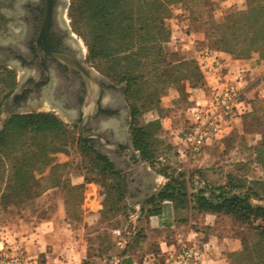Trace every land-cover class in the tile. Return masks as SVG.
I'll return each mask as SVG.
<instances>
[{"label":"rangeland","instance_id":"1","mask_svg":"<svg viewBox=\"0 0 264 264\" xmlns=\"http://www.w3.org/2000/svg\"><path fill=\"white\" fill-rule=\"evenodd\" d=\"M135 3L134 12L140 18L146 12L155 14L157 19L147 35L137 33L126 38L117 27L106 33L107 28L99 29V24L88 20L90 12L79 21L73 12V0H67L65 16L89 66L125 90L130 109H139L140 116L131 125L132 136L136 127L153 125L151 146L155 153L151 162L143 163L144 193L133 194L136 184L130 185L129 193L123 182L124 197L120 198L117 180L95 166L92 154L83 151L75 127L59 115L47 109L13 108L9 103L15 97L20 74L0 66V100L9 96L0 115V132L18 114H52L65 124V130L57 134H9L6 149L0 154V241L7 243L8 251L25 258L44 264H69L67 251L73 255L80 251L76 240L83 238L84 253L85 249L88 252L84 264H116L125 251L137 252L140 239L135 235L139 227H193L212 244L198 264H264V237L258 229L263 223L245 224L222 215H199L193 211L190 197L209 187L228 186L232 181L241 187L239 192L257 193L260 200L253 199L254 204L264 206V57L260 54L264 55V48L253 53L250 46L233 42L231 37L234 33L240 35L232 28L234 20L264 7V0ZM94 29L103 31L105 38L91 57L87 35ZM209 48L233 61L249 62L247 97L252 112L233 122L221 141L191 156L183 145L182 134L189 110L209 96L208 81L199 66L200 52ZM254 57L258 58L257 63L248 60ZM131 77L136 81L128 85L125 79ZM33 147L38 151L44 149L47 160L44 167L42 163L30 166L29 174L35 182H29L31 193L9 190L19 179L12 177L13 167L22 162L8 157L19 158ZM136 152L142 159L140 152ZM183 177L189 190L187 208L183 210L179 204L180 216L176 218L174 204H158L162 215L167 207L165 216L160 221L151 220L148 200L172 180ZM83 207L91 212L105 209L108 215L101 227L92 224L90 217L85 219ZM168 212L172 223L167 221ZM83 223L87 226L83 227ZM134 227H138L137 232L131 233ZM117 230L121 234H116ZM145 244V254L139 257L138 264L146 261V254L161 253L160 248L146 249ZM75 261L73 258V264Z\"/></svg>","mask_w":264,"mask_h":264},{"label":"flooded vegetation","instance_id":"2","mask_svg":"<svg viewBox=\"0 0 264 264\" xmlns=\"http://www.w3.org/2000/svg\"><path fill=\"white\" fill-rule=\"evenodd\" d=\"M66 7L67 0H0V66L20 74L9 104L47 109L68 121L81 146L108 160L129 193L136 184L133 194L142 195L145 166L134 146L125 90L86 62Z\"/></svg>","mask_w":264,"mask_h":264},{"label":"trees","instance_id":"3","mask_svg":"<svg viewBox=\"0 0 264 264\" xmlns=\"http://www.w3.org/2000/svg\"><path fill=\"white\" fill-rule=\"evenodd\" d=\"M73 12L77 20L81 21L85 18L87 12H90L88 20L95 24H99L101 27L99 29H106L108 33L114 27L118 28L119 33L124 37L130 35H136L137 33L148 34L150 33L152 22L157 20L155 14L146 13L140 18V15L134 12L135 0H73ZM133 5V7H132ZM137 16V17H136ZM140 20V22H138ZM236 28L238 33L232 34V41L237 42L242 46H250L253 49V53H260L264 48V7L255 8L251 12L246 14L239 15L233 22L232 28ZM116 28V29H117ZM138 29V30H137ZM98 30V29H97ZM94 29L90 31L87 35V40L89 42V48L91 52V57L96 55L97 50L101 46L100 43L105 38L103 36V31L99 32ZM242 33V35H241ZM102 51V49H101ZM209 51L213 54H222V52L214 49ZM262 57L263 53H260ZM245 57H248L245 55ZM251 62H258V58H249ZM1 70V69H0ZM8 76L11 78L12 75L8 73ZM13 80V79H12ZM128 85L132 81H136L135 77L126 78ZM9 97V96H8ZM5 97L0 100V115L2 113V108L4 106L5 100L8 98ZM131 116L133 124H136L140 111L137 107L131 108ZM153 125L146 127H136L133 131L134 146L136 151H139L142 157V160L145 162H151L153 159L154 151L152 150V131L150 128ZM65 130V124L58 119L55 115L45 114V113H29V114H18L12 116L3 131L0 132V154L6 149V144L9 139V134L12 131L20 132V135L24 133H31L35 135H49L62 133ZM83 148V147H82ZM37 149V148H36ZM33 148H28L23 155L19 158L8 157V160L13 162H22V164L17 167H13L12 177L19 178L17 184L9 187L10 189H17L25 193H31V188L29 182L32 180L31 175L29 174L30 169L36 165L43 164L47 160V153L44 149L39 151ZM83 151H88L93 156V162L96 167L101 169V172L110 173L117 180L116 189L119 193L120 198L124 197L123 191V179L120 173L115 169V167L108 160H97L94 153L90 149L83 148ZM40 152V153H39ZM59 152V151H58ZM39 159V160H38ZM32 166V167H30ZM30 188V189H29ZM241 187L229 182L228 186L223 187H209L208 189L200 190L198 195H191V199L194 202L193 211L197 212L199 215L211 214V215H222L226 217L234 218L235 220L245 223L252 224L261 222L264 224V206L255 205L253 199H258L259 195L253 193L251 190L246 192H239ZM5 199L7 196L5 195ZM189 200V190L185 177L182 180H172L165 188L155 197H153L148 205L150 207L149 216L158 217L162 215V204L172 203L175 207L176 218L179 214V204L184 210L187 207ZM158 204H161L160 206ZM103 218H105L108 213L105 209L102 211ZM138 227H134L131 230V233L137 232ZM261 231V236L264 237V226L258 227ZM142 233L138 232L135 236L140 239L137 242L138 245H141L142 242L146 239L142 237ZM144 236V235H143ZM136 239L134 240V242ZM131 250V249H130ZM129 251H125L122 255H127ZM156 260L161 258V253H155L153 256ZM119 264H133V262L128 260H121Z\"/></svg>","mask_w":264,"mask_h":264},{"label":"built area","instance_id":"4","mask_svg":"<svg viewBox=\"0 0 264 264\" xmlns=\"http://www.w3.org/2000/svg\"><path fill=\"white\" fill-rule=\"evenodd\" d=\"M239 63L232 67L221 54H213L209 49L200 52L199 66L208 81L209 96L197 101L188 112L182 142L191 156L221 141L233 122L252 112V103L247 97L251 68ZM115 233L121 234V231ZM206 254V246L181 244L163 251L159 260L151 257L140 264H198ZM0 264L44 263L17 252L0 250Z\"/></svg>","mask_w":264,"mask_h":264},{"label":"crops","instance_id":"5","mask_svg":"<svg viewBox=\"0 0 264 264\" xmlns=\"http://www.w3.org/2000/svg\"><path fill=\"white\" fill-rule=\"evenodd\" d=\"M223 57L226 60H228V62L232 67H236L237 65L240 64L239 62L233 61L230 57H227L225 55H223ZM248 63L241 62V64L244 65H248ZM83 208H84L83 214L85 216V219L86 217H90L92 224H96L95 226L98 225L99 227H101L104 220L102 210L91 212L89 209H87V207H83ZM166 209L163 215L158 217H152L151 220L160 221L161 219H163L166 213ZM66 214L67 215L69 214L68 210H66ZM167 214L169 218L167 221L169 223H172V217L170 215L171 213L168 212ZM85 224L86 223H83V227L87 226ZM138 232H141L143 235L147 236L148 238L145 239L144 242H142L141 245L138 246L137 252L130 251L127 255L121 257V260L130 259L133 262V264H138L139 257L145 254L143 251L144 243H146L145 244L146 249L149 247H158L161 249V253L169 248L172 249L174 247H179L181 244H186V245L190 243L200 244L208 248L210 245H212L209 244L207 241H205L204 239L205 234L197 232L193 227H139ZM76 244L78 248H81V250L74 255L71 252L67 251L68 254L67 256L69 259L68 262H70L69 264H73V258H75L76 264H84L85 260H87L88 258V252L87 249H85V253H84L83 238L80 240V242L76 240ZM66 247H70V245L67 244ZM0 250H5V251L10 250L7 247V243H5L4 240L0 241ZM154 255L155 253L146 254V259L145 258L144 259L149 260ZM117 261L119 260L117 259L116 262Z\"/></svg>","mask_w":264,"mask_h":264},{"label":"water","instance_id":"6","mask_svg":"<svg viewBox=\"0 0 264 264\" xmlns=\"http://www.w3.org/2000/svg\"><path fill=\"white\" fill-rule=\"evenodd\" d=\"M143 166H145V165H143Z\"/></svg>","mask_w":264,"mask_h":264}]
</instances>
